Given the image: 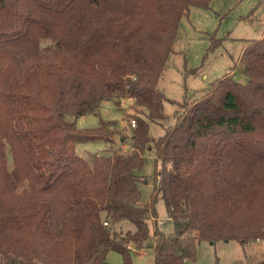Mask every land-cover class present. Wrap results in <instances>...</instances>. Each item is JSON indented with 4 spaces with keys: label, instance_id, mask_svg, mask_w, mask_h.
<instances>
[{
    "label": "trees",
    "instance_id": "trees-1",
    "mask_svg": "<svg viewBox=\"0 0 264 264\" xmlns=\"http://www.w3.org/2000/svg\"><path fill=\"white\" fill-rule=\"evenodd\" d=\"M212 1L0 0V264H109V252L134 264L154 236V264H187L202 241L264 240V36L240 58L246 84L225 76L150 135L166 119L158 85L180 22ZM124 100L137 112L130 152L80 157L77 144L110 142L116 123L67 116ZM152 151L161 171L144 204ZM159 199L170 236L151 232Z\"/></svg>",
    "mask_w": 264,
    "mask_h": 264
},
{
    "label": "rangeland",
    "instance_id": "rangeland-1",
    "mask_svg": "<svg viewBox=\"0 0 264 264\" xmlns=\"http://www.w3.org/2000/svg\"><path fill=\"white\" fill-rule=\"evenodd\" d=\"M179 31L174 53L169 57L158 85L170 101L165 103L166 119L151 125L150 135L155 139L176 124L187 106L210 94L225 76H233L241 84L247 83L240 58L245 48L264 36V0H214L208 9L192 7L188 16L181 20ZM51 45L50 40L41 42L42 50ZM97 113L79 118L69 115L66 118L78 129H95L101 126L102 121L116 123L110 128L113 132L109 135V139L112 138L110 142L79 143L76 145L77 154L92 162L95 155L110 151L130 152L129 140L133 131L130 122L137 116L131 101L125 100L122 104L103 101ZM123 142L127 147L122 146ZM146 158L142 175L147 179L139 184V188L142 191V203L149 204L161 163L157 162L155 151L149 152ZM8 161L9 169L12 170L13 161L9 152ZM156 211L158 216L150 218L152 235L155 232L172 235L174 225L161 199L156 202ZM156 220L164 222L165 226L160 227ZM126 224L134 226L130 222ZM263 241H253L245 246L234 240L216 243L202 241L196 246L194 258L187 264H264ZM157 242L158 238L154 236L142 249L137 250L133 254V263L154 264ZM132 247L135 248L134 245ZM107 262L122 264L123 259L119 253L109 252Z\"/></svg>",
    "mask_w": 264,
    "mask_h": 264
},
{
    "label": "crops",
    "instance_id": "crops-1",
    "mask_svg": "<svg viewBox=\"0 0 264 264\" xmlns=\"http://www.w3.org/2000/svg\"><path fill=\"white\" fill-rule=\"evenodd\" d=\"M244 50V49H243ZM125 101V100H124ZM128 101H131V104H132V100H128ZM124 144V143H123ZM124 148L125 147H127L125 144L124 145H122ZM127 222H122L121 224H120V226H121V229L122 230H124V231H134L135 230V227L133 228L132 227V225L130 226V224H126ZM134 253H136L137 252V250H135V251H133ZM133 253V254H134ZM155 259V258H154Z\"/></svg>",
    "mask_w": 264,
    "mask_h": 264
},
{
    "label": "built area",
    "instance_id": "built-area-1",
    "mask_svg": "<svg viewBox=\"0 0 264 264\" xmlns=\"http://www.w3.org/2000/svg\"><path fill=\"white\" fill-rule=\"evenodd\" d=\"M136 121L133 119L131 122H130V126L132 127V128H135L136 127ZM152 219H154V218H152ZM169 220L172 222V219L171 218H169ZM157 221V220H156ZM158 222V221H157ZM173 223V222H172ZM104 225L105 226H108V223H104ZM158 225L160 226V227H164L165 226V223L164 222H158ZM262 245L264 246V241L262 242Z\"/></svg>",
    "mask_w": 264,
    "mask_h": 264
}]
</instances>
